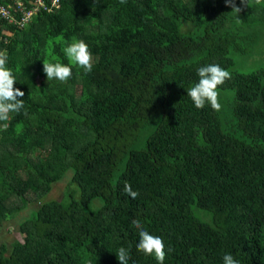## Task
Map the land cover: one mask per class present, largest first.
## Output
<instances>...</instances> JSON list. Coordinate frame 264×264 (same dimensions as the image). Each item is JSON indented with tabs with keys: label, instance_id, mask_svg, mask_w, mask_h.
<instances>
[{
	"label": "trees",
	"instance_id": "1",
	"mask_svg": "<svg viewBox=\"0 0 264 264\" xmlns=\"http://www.w3.org/2000/svg\"><path fill=\"white\" fill-rule=\"evenodd\" d=\"M46 1L22 27L0 19V51L25 92L0 122V225L29 194L38 203L23 239L0 243V264H119L120 247L129 264H158L137 250L133 220L164 240V264H264V68L230 71L222 116L187 95L200 67L228 71L234 55L264 49V0H236L240 14L225 0ZM73 38L93 70L48 81L43 60L68 64ZM67 171L80 198L41 201Z\"/></svg>",
	"mask_w": 264,
	"mask_h": 264
},
{
	"label": "clouds",
	"instance_id": "2",
	"mask_svg": "<svg viewBox=\"0 0 264 264\" xmlns=\"http://www.w3.org/2000/svg\"><path fill=\"white\" fill-rule=\"evenodd\" d=\"M120 2L125 3L126 0H120ZM255 2L260 4L261 0H255ZM225 3L232 8V12L240 14L242 11V8L237 6L236 0H225ZM240 3L249 5V0H240ZM63 52L69 61L68 64L43 60V71L48 81L67 82L73 75V66L82 68L85 73H91L94 66L93 54L84 40L73 38V41L63 48ZM7 62V54L0 51V122L8 121L10 114H19L24 109V99L22 98L25 96V92L15 87L16 77L7 66ZM198 76V83L187 89V95L198 109H203L207 104L213 110L220 111L222 105L219 102L218 88L231 79L230 72L218 64H209L198 69ZM4 127L7 128L6 123ZM123 191L133 199L139 195L128 182H125ZM132 224L139 234V241L136 244L137 250L145 255L154 256L158 264H164L167 254L164 240L159 236L150 234L139 220H133ZM116 255L119 264H129L131 259L129 248L120 247L116 251ZM223 264H240V261L234 258L232 254H225Z\"/></svg>",
	"mask_w": 264,
	"mask_h": 264
},
{
	"label": "rangeland",
	"instance_id": "3",
	"mask_svg": "<svg viewBox=\"0 0 264 264\" xmlns=\"http://www.w3.org/2000/svg\"><path fill=\"white\" fill-rule=\"evenodd\" d=\"M259 68H264V49L262 47L248 55H234V64L228 69V71L253 72ZM219 91V102L222 105L220 110V112H222L220 116H222L225 112L230 110L232 98L234 97V91L231 89H221ZM116 176L117 172L115 173V178ZM71 179L72 171H67L60 181L54 183L51 192L42 197L40 200L50 201L53 199H60L64 201V203H68L73 198L79 199L81 196L80 187L76 183H73ZM27 198L28 201L25 203L26 205L21 209V211H19L15 216H9L0 225V243L5 242L10 246L16 240L23 239L24 234L20 232L19 223L24 218L30 217L32 215L31 211L38 205L37 202H34V195L29 194ZM14 202L21 204L22 200L17 198ZM101 204V200L96 198L92 201L91 208L96 210L101 206Z\"/></svg>",
	"mask_w": 264,
	"mask_h": 264
},
{
	"label": "built area",
	"instance_id": "4",
	"mask_svg": "<svg viewBox=\"0 0 264 264\" xmlns=\"http://www.w3.org/2000/svg\"><path fill=\"white\" fill-rule=\"evenodd\" d=\"M13 1L17 5L18 10L22 11V16L18 18L16 12H13L9 6L0 2V19H7L10 22L19 24L21 27L28 23L40 8L47 6L46 0H32V2L28 0V3L27 0Z\"/></svg>",
	"mask_w": 264,
	"mask_h": 264
}]
</instances>
